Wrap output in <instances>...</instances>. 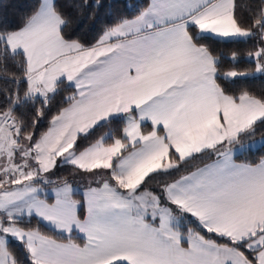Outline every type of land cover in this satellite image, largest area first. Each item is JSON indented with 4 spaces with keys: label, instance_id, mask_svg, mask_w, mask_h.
Here are the masks:
<instances>
[{
    "label": "snow or ice",
    "instance_id": "obj_1",
    "mask_svg": "<svg viewBox=\"0 0 264 264\" xmlns=\"http://www.w3.org/2000/svg\"><path fill=\"white\" fill-rule=\"evenodd\" d=\"M236 9V0H151L92 46L66 37L71 21L54 0H42L18 29L0 23V61L18 56L22 72V81H11L16 88L0 90V264H21L8 237L22 243L26 264H264V160L233 159L264 127V95L230 94L218 80L249 74H221L219 58L201 43L209 34L264 40V0L250 23ZM248 55L264 74V47ZM65 86L75 92L45 132L16 116L27 103L46 107ZM43 116L36 109V119ZM113 123H123L120 136L109 131L86 147L78 143ZM204 155L216 159L163 186L175 211L141 191L153 174ZM58 158L97 183L83 205L68 180L56 186L54 203L40 198L38 185L52 183L44 174ZM25 216L66 239L21 227Z\"/></svg>",
    "mask_w": 264,
    "mask_h": 264
},
{
    "label": "trees",
    "instance_id": "obj_2",
    "mask_svg": "<svg viewBox=\"0 0 264 264\" xmlns=\"http://www.w3.org/2000/svg\"><path fill=\"white\" fill-rule=\"evenodd\" d=\"M236 3L238 19L250 23L253 11L260 5L261 0H236ZM55 4L71 21L65 29L66 37L79 40L86 46H92L101 39L108 28L114 27L123 19H132L138 15L139 11L149 5V0H55ZM39 5L40 0H0V23H3L9 29H18L23 26L25 18ZM201 43L207 45L213 54L219 58L221 74L230 70L253 73L255 71V62L248 59V54L256 51L260 47H264V40L261 39L259 34L253 35L247 40H221L207 36ZM233 54H235V59L233 58ZM13 79H20L22 81L20 57L18 56L15 59L9 57L6 61H0V90L11 91L16 88V85L11 83ZM218 82L229 91L230 94L239 95L242 91H249L253 95H264V74L258 77L219 79ZM25 89L26 85L21 82L19 86L21 97ZM74 92V88L62 87L55 99L50 101L46 107L39 102L27 103L16 111V116L23 119L26 123H31L35 120V127L32 131L37 134L43 133L50 127L51 118L56 115L61 108L67 107V98ZM4 99L3 92H0V108L4 107ZM36 109H43L44 116L36 119ZM122 127L123 123L110 124L96 131L88 140H80L78 143L81 147H86L89 143H93L98 137L109 131L120 136L121 132L119 130ZM143 129L147 132L151 130V127L143 126ZM263 136L264 127L257 126L255 135L250 139L246 138L244 143ZM215 159V156H198L190 163L183 164L180 170H172L171 173L165 174H153L155 178L147 180L144 185H141V191L146 190L157 196H161V203L175 211V206L162 197L163 186ZM263 159L264 145L256 150H245L235 156V160L250 165H256ZM50 177L52 183H49L48 186L58 185L62 180H68L71 184L79 186L83 183L95 185L90 174L77 172L70 164H58L51 172ZM89 181H91L90 184L88 183ZM74 197L83 205L81 193H75ZM79 214L81 217H84V207L80 208ZM189 218L193 220L191 217ZM20 226L30 229H39L42 234L54 239H66L45 227L35 217H29L28 221L23 220ZM189 226L193 228L196 227L195 223ZM197 230L201 231V234L205 235L206 238L215 239L218 243L227 242L225 238L207 233L203 229ZM181 231H185V229L182 228ZM79 243L82 244L83 241L79 240ZM7 246L12 255L21 261V264H26V250L22 246V243L10 240Z\"/></svg>",
    "mask_w": 264,
    "mask_h": 264
},
{
    "label": "crops",
    "instance_id": "obj_3",
    "mask_svg": "<svg viewBox=\"0 0 264 264\" xmlns=\"http://www.w3.org/2000/svg\"><path fill=\"white\" fill-rule=\"evenodd\" d=\"M54 2H55V0H54ZM150 2H151V0H149V4H150ZM40 3H42V0H40ZM208 36H211V37H214V38H217V39H221V40H237V39H247V38H250V37H247V38H223V37H219V36H216V35H214V34H209ZM143 126H150L151 127V125H150V122H146ZM252 149L251 147H246L245 149ZM244 149V150H245ZM243 150V151H244ZM236 152H239V153H235V155H234V157H233V159H234V161L237 163V164H247V163H242V162H239V161H237V160H235V156L237 155V154H240V151H236ZM62 159L63 158H58L57 159V165L58 164H61V161H62ZM264 160V159H263ZM214 161V160H213ZM213 161H211L210 163H212ZM261 162H259L258 164H260ZM209 164V163H208ZM258 164H256V165H258ZM250 165V164H249ZM255 166V165H254ZM203 167V166H202ZM56 168V167H55ZM54 168V169H55ZM53 169V170H54ZM196 170V169H195ZM194 170V171H195ZM187 174H189V173H187ZM187 174H185V175H187ZM179 179V178H178ZM56 186L57 185H55V186H47V187H50L51 189H55L56 188ZM55 191V190H54ZM121 191H124V190H121ZM85 192V191H84ZM83 192V193H84ZM83 193H81L82 194V198H83V203H84V197H83ZM151 193V192H150ZM74 194L75 193H73V199H75V200H77L75 197H74ZM40 198L41 199H44V200H47L49 203H54L55 202V193H54V195H52V196H48V197H45V196H43L42 194H40ZM49 199H50V201H49ZM77 201H79V200H77ZM161 206L162 207H167V206H165V205H163L162 203H161ZM175 206V205H174ZM84 210H85V215H86V208H84ZM79 211H80V208L78 209V213H79ZM84 215V216H85ZM32 217H35L36 219H38L45 227H47L48 229H50L51 231H53L54 233H56L57 235H59V236H62V237H65L66 238V236L65 235H62L61 233H59V231L58 230H54L50 225H48L47 224V222L46 221H43L42 219H40L39 217H37V216H32ZM193 220L195 219V218H192ZM149 222H152L151 220H149ZM204 231H206V230H204ZM212 234V233H211ZM73 239H75V241L77 242V243H79V240H81V241H83L84 242V236H83V234L82 233H79V232H76V231H74L73 232ZM214 235H216V234H214ZM221 238H223V237H221ZM226 240H227V238H225ZM15 241H18L16 238H15ZM18 242H20V241H18ZM21 243V242H20ZM185 246H187V244H185ZM245 254L247 255L248 254V251L247 250H245Z\"/></svg>",
    "mask_w": 264,
    "mask_h": 264
},
{
    "label": "rangeland",
    "instance_id": "obj_4",
    "mask_svg": "<svg viewBox=\"0 0 264 264\" xmlns=\"http://www.w3.org/2000/svg\"><path fill=\"white\" fill-rule=\"evenodd\" d=\"M247 39H249V38H247ZM247 39H242V40H247ZM248 59H250V60H252V61H254L251 57H248ZM249 75H247V76H239V77H243V78H245V77H258L259 75H262L261 73H256L255 71L253 72V73H248ZM237 78V77H236ZM232 79H235V78H232ZM246 145H248V147H251L252 148V150H256V149H258L259 147H261L262 145H264V136L263 137H261V138H254V139H252L251 141H248L247 143H245ZM245 150H248V148L247 149H245ZM244 150V151H245ZM241 152H243V150L242 151H240V153ZM235 153H239V152H235ZM54 169V168H53ZM53 169L51 170V172L53 171ZM51 172L50 173H48V174H44V175H46V176H48L50 179H51V177H50V175H51ZM52 180V179H51ZM89 184L91 183V181H89L88 182ZM95 183V185H87V184H85V183H83V184H81L80 186L79 185H73L72 184V186H73V189H74V192L73 193H83L84 191H87V188L89 187V186H92V187H97L98 185H97V183L96 182H94ZM49 184H42V185H38L39 187H41V189H42V192H41V194L43 195V196H45V197H48V196H52V195H54V193H55V189H51L50 187H47ZM147 192H149V191H147ZM153 194V193H152ZM155 195V194H154ZM23 220H29V217H27V216H25V217H23L22 218V221ZM10 240H15V238L14 237H8V242L10 241Z\"/></svg>",
    "mask_w": 264,
    "mask_h": 264
}]
</instances>
